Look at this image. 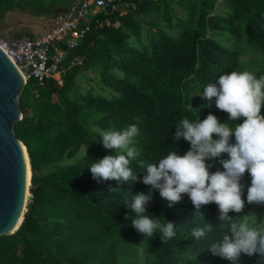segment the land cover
I'll return each mask as SVG.
<instances>
[{
    "label": "trees",
    "instance_id": "obj_1",
    "mask_svg": "<svg viewBox=\"0 0 264 264\" xmlns=\"http://www.w3.org/2000/svg\"><path fill=\"white\" fill-rule=\"evenodd\" d=\"M70 1L0 0V19L13 10L55 18ZM79 27L86 31L60 64V81L30 79L19 94L21 119L12 130L29 158L31 201L18 230L0 236V264H120L123 249L142 241L146 264H231L207 252L227 231L215 203L201 209L203 218L186 194L169 208L153 190L146 212L177 224L175 238L164 243L159 233L149 239L131 226L134 213L125 203L150 190L142 183L140 160L155 164L173 148L180 155L189 150L183 138L173 139L182 119L212 113L228 122L227 113L214 102L208 107L199 94L221 74L241 71L246 47L264 61V0H128L125 10L101 12ZM253 74L259 78L264 70ZM134 123L140 156L130 167L138 180L93 179L91 163L115 155L95 129L123 130ZM209 163L211 171L223 170L218 161ZM242 183L246 200L248 173ZM252 209L264 215V205L247 203L242 213L229 215L246 220ZM207 222L211 233L199 241L191 237ZM239 264L264 260L242 254Z\"/></svg>",
    "mask_w": 264,
    "mask_h": 264
},
{
    "label": "clouds",
    "instance_id": "obj_2",
    "mask_svg": "<svg viewBox=\"0 0 264 264\" xmlns=\"http://www.w3.org/2000/svg\"><path fill=\"white\" fill-rule=\"evenodd\" d=\"M208 107H215L228 114V122H221L209 113L203 120L190 121L184 118L175 127L174 140L183 138L190 148L183 155L174 149L158 163L145 164L142 183L150 186L149 192L131 195L125 205L134 213L131 226L143 237L149 239L160 234L161 242L170 241L176 236L175 222L161 223L159 218L146 212L152 201L153 190L167 201V207L180 204L186 194L193 205L194 214H201L204 206L215 203L218 206V219L227 222V231L222 239L212 242L207 252L231 264H239L242 254L249 257L259 255L264 260V227L250 226L245 219L235 221L230 212L240 214L246 203L264 205V75L257 78L249 71H232L221 74L216 82L207 84L201 94ZM242 123H232L241 120ZM139 121V117H136ZM234 124V126H233ZM100 142L115 155H105L89 166L93 179L115 180L119 184H133L138 173L130 167L140 152L133 146L139 135L137 124L123 130H100ZM234 137V142H233ZM227 154V158H223ZM218 161L223 170L211 171ZM245 173L251 177L247 186L246 200L242 197ZM112 189L111 191H115ZM204 218V217H203ZM213 230L211 223L193 228L191 237L197 241Z\"/></svg>",
    "mask_w": 264,
    "mask_h": 264
},
{
    "label": "built area",
    "instance_id": "obj_3",
    "mask_svg": "<svg viewBox=\"0 0 264 264\" xmlns=\"http://www.w3.org/2000/svg\"><path fill=\"white\" fill-rule=\"evenodd\" d=\"M127 5L128 0H71L45 33L33 37L20 35L11 42L0 39V50L25 83L30 79L42 82L56 78L68 51L77 46L86 31L79 24L88 23L101 12L123 11Z\"/></svg>",
    "mask_w": 264,
    "mask_h": 264
},
{
    "label": "water",
    "instance_id": "obj_4",
    "mask_svg": "<svg viewBox=\"0 0 264 264\" xmlns=\"http://www.w3.org/2000/svg\"><path fill=\"white\" fill-rule=\"evenodd\" d=\"M0 39L11 42L13 37L0 34ZM25 84L19 71L0 50V236L13 235L21 225L29 185L22 152L24 145L12 130L13 124L21 119L18 97ZM26 158L29 162L27 152Z\"/></svg>",
    "mask_w": 264,
    "mask_h": 264
},
{
    "label": "rangeland",
    "instance_id": "obj_5",
    "mask_svg": "<svg viewBox=\"0 0 264 264\" xmlns=\"http://www.w3.org/2000/svg\"><path fill=\"white\" fill-rule=\"evenodd\" d=\"M219 6H222V4ZM55 19L56 17L52 18L51 16L47 15L34 16L28 11L25 13H22L19 10L9 11L0 19V34L9 38L14 37L16 34H21L22 36L26 37L28 33L32 34L33 36L42 35L51 27V24H54ZM241 68V71H249L252 73L255 70H264V61L259 53L254 52V50L250 47H246L245 53L241 56ZM60 76L61 74L55 79L60 81ZM30 176L26 194L27 196L25 197L23 215L27 212V206L31 201V195L29 193ZM254 205L255 204H253V206ZM246 221L250 226L264 227V215L254 209L249 212ZM132 246L128 247L127 249H123L120 264L148 263L149 260L145 251V242L142 241L134 243ZM149 259L152 260L150 256Z\"/></svg>",
    "mask_w": 264,
    "mask_h": 264
},
{
    "label": "bare ground",
    "instance_id": "obj_6",
    "mask_svg": "<svg viewBox=\"0 0 264 264\" xmlns=\"http://www.w3.org/2000/svg\"><path fill=\"white\" fill-rule=\"evenodd\" d=\"M25 148L22 147V152L25 156V159H26V166H27V184L29 183V176H30V168H29V162H28V159L26 158V152H25ZM27 194V193H26ZM27 196V195H26Z\"/></svg>",
    "mask_w": 264,
    "mask_h": 264
},
{
    "label": "flooded vegetation",
    "instance_id": "obj_7",
    "mask_svg": "<svg viewBox=\"0 0 264 264\" xmlns=\"http://www.w3.org/2000/svg\"><path fill=\"white\" fill-rule=\"evenodd\" d=\"M14 38V37H13Z\"/></svg>",
    "mask_w": 264,
    "mask_h": 264
}]
</instances>
